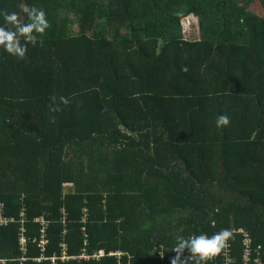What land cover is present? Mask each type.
<instances>
[{"label": "trees", "instance_id": "1", "mask_svg": "<svg viewBox=\"0 0 264 264\" xmlns=\"http://www.w3.org/2000/svg\"><path fill=\"white\" fill-rule=\"evenodd\" d=\"M25 6L49 28L0 50V264H170L230 225L264 247V0H0Z\"/></svg>", "mask_w": 264, "mask_h": 264}, {"label": "clouds", "instance_id": "2", "mask_svg": "<svg viewBox=\"0 0 264 264\" xmlns=\"http://www.w3.org/2000/svg\"><path fill=\"white\" fill-rule=\"evenodd\" d=\"M23 13L26 16V22H21L16 12L0 11V17L3 18V23H0V50L19 60L25 58L28 45L35 47L43 44V40L39 37L49 28V22L43 9L36 6H25ZM56 99L55 96L51 97L53 103ZM60 102L68 103L64 97H60ZM52 110L58 111L59 107ZM215 123L217 127L227 126L229 117L220 114L216 117ZM231 238L232 232L228 229L219 230L210 236L205 234H190L187 238L177 236L173 249L176 255L171 259L170 264H183L184 259L182 260L181 256L185 257V251L194 264H207L211 258L222 251ZM3 261L0 259V262Z\"/></svg>", "mask_w": 264, "mask_h": 264}, {"label": "built area", "instance_id": "3", "mask_svg": "<svg viewBox=\"0 0 264 264\" xmlns=\"http://www.w3.org/2000/svg\"><path fill=\"white\" fill-rule=\"evenodd\" d=\"M85 218H83L84 220ZM14 217L7 216L4 214V204L0 200V224L6 225L9 222H14ZM23 221V219H21ZM20 230L23 232V228L21 227ZM222 230V229H221ZM220 230V231H221ZM232 232V236L234 234H239L241 236V243L243 246L242 255H241V261L238 264H264V247L261 244H254L253 238L250 234V231L243 227H236V226H230L228 228ZM26 238L24 235L20 232L19 235V243L21 247L25 245ZM45 240H43L42 243H44ZM81 251H85L84 248H82ZM101 251L98 252H92L90 253H82L79 255L78 259H84V260H90L92 258H98L102 254ZM159 254L163 257L162 252L160 251ZM109 255H115L117 257V261L115 264H123L121 262V257L123 256L122 251H115V252H109ZM64 258V256H63ZM218 258L219 261L216 260ZM207 264H233V257H232V238L229 239L226 243V246L222 249L220 254L213 258H211Z\"/></svg>", "mask_w": 264, "mask_h": 264}, {"label": "rangeland", "instance_id": "4", "mask_svg": "<svg viewBox=\"0 0 264 264\" xmlns=\"http://www.w3.org/2000/svg\"><path fill=\"white\" fill-rule=\"evenodd\" d=\"M183 37L188 40L199 37L197 19L193 15H188L181 19ZM231 226V225H230ZM235 226V225H232Z\"/></svg>", "mask_w": 264, "mask_h": 264}, {"label": "crops", "instance_id": "5", "mask_svg": "<svg viewBox=\"0 0 264 264\" xmlns=\"http://www.w3.org/2000/svg\"><path fill=\"white\" fill-rule=\"evenodd\" d=\"M116 263V262H115Z\"/></svg>", "mask_w": 264, "mask_h": 264}]
</instances>
